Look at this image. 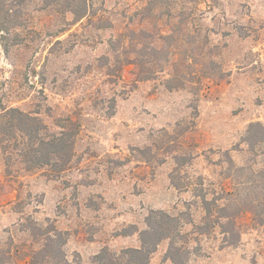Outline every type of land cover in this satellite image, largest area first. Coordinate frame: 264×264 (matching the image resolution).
Here are the masks:
<instances>
[{
	"label": "rangeland",
	"instance_id": "1",
	"mask_svg": "<svg viewBox=\"0 0 264 264\" xmlns=\"http://www.w3.org/2000/svg\"><path fill=\"white\" fill-rule=\"evenodd\" d=\"M89 4L74 21L61 3L0 0V100L52 132L67 119L80 130L58 175L9 171L0 149L7 264H98L106 246L140 247L160 209L182 216L185 237L179 221L149 264H175L172 241L187 242L194 264H264V223L244 214L240 240L226 244L201 197L230 187L229 156L264 168V143L245 140L264 124V0ZM144 66L158 71L138 80Z\"/></svg>",
	"mask_w": 264,
	"mask_h": 264
},
{
	"label": "trees",
	"instance_id": "2",
	"mask_svg": "<svg viewBox=\"0 0 264 264\" xmlns=\"http://www.w3.org/2000/svg\"><path fill=\"white\" fill-rule=\"evenodd\" d=\"M44 1L47 5L61 3L72 12L74 21L89 14V0ZM144 69L137 73L138 80L150 79L158 71L151 66H144ZM144 71L147 72L143 74ZM169 87H180V82ZM67 121V124L59 125V132H52L39 115L0 100V149L8 170L12 171L13 166L25 171L49 167L56 175L67 170L75 156V140L80 131L76 122ZM245 140L252 148L264 143V124L252 122ZM229 165L231 172L227 178H230V187L223 186L222 192H213L211 198L208 194L201 197L207 213V229L219 226L225 235L224 242L234 245L240 240L239 217L249 214L252 219L264 223V168L255 170L253 165L238 166L230 156ZM179 221L180 232L177 227ZM189 221L192 222L190 217ZM184 223L181 215L179 219L162 209L151 210L147 228L140 231V247H127L117 252L106 246L96 255V260L98 264H149L152 254L164 239L173 240L178 232L180 238L185 237L182 232ZM176 243L172 241L168 257L175 264H194L189 258L191 252L187 242ZM9 253L0 244V264L9 262Z\"/></svg>",
	"mask_w": 264,
	"mask_h": 264
}]
</instances>
